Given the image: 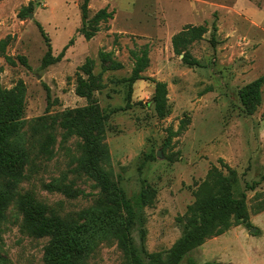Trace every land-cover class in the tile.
I'll return each mask as SVG.
<instances>
[{"label": "rangeland", "instance_id": "rangeland-1", "mask_svg": "<svg viewBox=\"0 0 264 264\" xmlns=\"http://www.w3.org/2000/svg\"><path fill=\"white\" fill-rule=\"evenodd\" d=\"M249 1L253 6L240 0H93L90 18L106 6L115 15L88 41L79 33L84 24L83 0H0V42L7 41L6 55L27 60V66L18 61L13 67L0 53V82L8 89L19 81L25 83L26 119L88 105L76 94V74L87 58L95 61L94 73L102 88L94 98L109 116L107 168L128 199L148 186L156 193L154 203L133 225L140 251L168 254L184 232L178 218L194 203V192L208 171L221 168L222 159L238 172L236 198L246 184L259 183L246 193L250 227L234 226L207 240L181 264H264V212L256 214L264 200V86L262 104L253 116L246 115L239 96L243 87L264 75V0ZM30 5L32 10L24 12ZM214 23L219 41L215 49L210 44ZM204 24L210 32L190 48L201 67L190 68L174 53L172 38L185 26ZM39 25L54 58L74 39L62 60L45 69L42 63L49 46ZM145 46L150 49V66L143 75L168 85L165 118L158 117L152 103L154 83L138 81L130 93L128 78L135 63L131 52L139 54ZM101 51L112 52L122 68L103 71ZM180 129L182 133L167 143L170 131ZM76 143L72 140L68 148L58 143L55 157L38 163L39 170L21 184L19 194L35 196L62 217L91 207L99 189L72 173L74 157L79 156ZM56 180H63L72 194L45 188ZM3 238V254L10 264H46L48 239L24 232L15 207L8 212ZM90 264H124V259L116 244H103Z\"/></svg>", "mask_w": 264, "mask_h": 264}, {"label": "trees", "instance_id": "trees-1", "mask_svg": "<svg viewBox=\"0 0 264 264\" xmlns=\"http://www.w3.org/2000/svg\"><path fill=\"white\" fill-rule=\"evenodd\" d=\"M91 1L93 0H83L81 12L84 24L79 30L88 41L101 31L102 23L114 19L115 15V11H109V6H106L90 18ZM28 10H32V5L25 8L24 12ZM39 29L49 46L42 63V68L45 69L62 60L74 39L59 57L54 58L47 34L41 25ZM212 30L210 44L215 49L219 44L216 38L218 27L215 23ZM208 32L210 29L206 24L188 25L173 36V51L179 57L183 56L182 61L186 66L201 67V63L191 54L190 48L202 41ZM6 47L7 41H1L0 53L10 66H17L18 61L27 66L25 57H18L17 61L6 55ZM149 54L148 46L142 48L139 54L131 52L135 63L128 78L130 93L138 81L154 83L152 103L158 117L165 118L168 114V85L143 75L150 66ZM99 59L103 71L122 68L114 60L112 52L101 51ZM94 68L95 61L87 58L76 74V94L86 99L88 105L31 120L25 118V83L19 81L16 86L8 89L0 82V264L11 263L3 254V235L8 212L13 207L17 208L22 217L24 232L35 239H48L44 249L46 264H90L92 257L103 244H116L122 252L124 264H181L189 253L203 246L207 240L223 236L234 226L250 227L246 193L254 191L259 183L246 184L245 191L236 198L234 187L238 183V172L220 159L221 168L213 166L208 171L206 179L194 192V203L187 207L183 217L178 218V222L184 224V232L168 254L138 250L132 236L133 225L143 210L154 203L156 193L148 186L133 200L128 199L107 168L111 163L107 143L109 116L94 98L95 92L102 88L101 78L95 75ZM263 86L264 75L241 89L239 96L246 115L253 116L261 106ZM47 92L50 101L51 95ZM182 131L183 129L178 132L170 131L167 143ZM74 139L77 141L79 156L74 157L76 166L72 173L93 181L99 194L88 209L76 216L62 217L49 210L35 196H21L19 188L30 174L39 170V162L50 161L55 157L58 143L60 147L68 148L67 144ZM45 188L51 192L72 194L69 188H65L63 180H56L45 185ZM262 212L264 200L256 208V214ZM189 264L197 263L189 261Z\"/></svg>", "mask_w": 264, "mask_h": 264}, {"label": "crops", "instance_id": "crops-1", "mask_svg": "<svg viewBox=\"0 0 264 264\" xmlns=\"http://www.w3.org/2000/svg\"><path fill=\"white\" fill-rule=\"evenodd\" d=\"M240 2L242 3V4H246V5H252L253 6V4H252V2H250L249 0H240ZM252 14H254L255 15V12L254 11H252L251 12Z\"/></svg>", "mask_w": 264, "mask_h": 264}, {"label": "water", "instance_id": "water-1", "mask_svg": "<svg viewBox=\"0 0 264 264\" xmlns=\"http://www.w3.org/2000/svg\"><path fill=\"white\" fill-rule=\"evenodd\" d=\"M31 16H33V15H31ZM181 57H183V56H181ZM255 231H256V229L253 228V229H252V233H255Z\"/></svg>", "mask_w": 264, "mask_h": 264}]
</instances>
